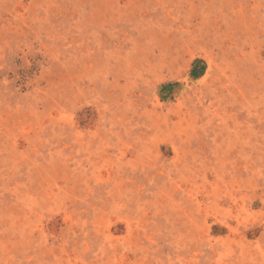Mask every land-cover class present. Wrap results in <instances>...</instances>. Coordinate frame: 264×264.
Returning a JSON list of instances; mask_svg holds the SVG:
<instances>
[{
    "label": "rangeland",
    "instance_id": "rangeland-1",
    "mask_svg": "<svg viewBox=\"0 0 264 264\" xmlns=\"http://www.w3.org/2000/svg\"><path fill=\"white\" fill-rule=\"evenodd\" d=\"M0 264H264V0H0Z\"/></svg>",
    "mask_w": 264,
    "mask_h": 264
}]
</instances>
